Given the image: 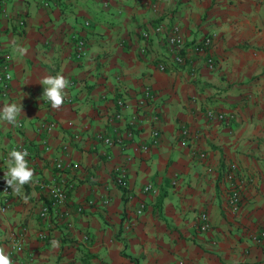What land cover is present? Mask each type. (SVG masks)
I'll return each instance as SVG.
<instances>
[{
	"label": "crops",
	"instance_id": "crops-1",
	"mask_svg": "<svg viewBox=\"0 0 264 264\" xmlns=\"http://www.w3.org/2000/svg\"><path fill=\"white\" fill-rule=\"evenodd\" d=\"M157 24L179 28L183 64ZM205 35L209 47L195 53ZM4 60L0 106L22 113L19 126L0 125V181L12 149L24 148L34 171L22 195L0 192V248L12 264H264V0H0ZM46 75L69 81L59 110L41 99ZM98 134L121 140L107 146ZM58 173L67 198L41 216L39 183Z\"/></svg>",
	"mask_w": 264,
	"mask_h": 264
},
{
	"label": "built area",
	"instance_id": "built-area-1",
	"mask_svg": "<svg viewBox=\"0 0 264 264\" xmlns=\"http://www.w3.org/2000/svg\"><path fill=\"white\" fill-rule=\"evenodd\" d=\"M53 0H41V3L43 6H47L49 2H51ZM20 24L22 23L21 21L19 22ZM164 29V26L162 24H157L156 26H154L153 30L156 32L162 31ZM165 30V34H166V42L168 44V46L170 47V49L172 50V60L174 63L176 64H183L184 60H185V53H183V38L179 32V28L177 27V25H171L169 28L164 29ZM143 35L145 36L146 34L143 33ZM211 35H205L203 36L200 41H197L193 44L192 50L195 53H199V52H203L205 49H207L211 43ZM85 48H86V44L84 42V40L82 39H77L74 43L73 46V52L75 57L80 58L82 56H84L85 54ZM205 63L207 65V67L209 69H211L213 67V61L210 57L205 58ZM9 67L10 64L8 62V60H4L3 63L0 66V86L2 89H5L7 86V83L10 79V73H9ZM159 70H163L164 69V64L159 63L157 65ZM144 96L145 97H149V92L147 91V89L144 92ZM142 102V100L140 101ZM117 104L120 107H124L125 105L123 104V102L119 99L117 100ZM120 114L117 113L115 115V117H119ZM205 117L207 120H222L225 118V116L220 113V112H214L212 110H207L205 112ZM183 135H187V130L186 129H182L181 130ZM154 138L153 141H155V136L157 135L156 130H154L152 132ZM127 135H130L129 132L127 133ZM97 138L100 139L105 145L109 146L112 145L114 143H119L121 138L118 136H114V137H110V136H105L102 134H98ZM145 147H143L144 149ZM19 151H26L24 148L20 147L18 148ZM54 167L56 168V170H61L62 166L59 162H56L54 164ZM117 178L116 181L117 183L122 186L123 182H124V171L120 168L117 169ZM42 191L46 194V197L48 199V202L46 204H43L41 206V209L39 211V214L41 216H45V214L47 213L48 209L50 207H57L60 206L61 204H63L65 202V199L67 198V192L70 189L71 185L67 184L65 182V180H63V177L61 176L60 173H58L57 177L55 178L54 181H52L51 183H47V184H43V183H39ZM142 190L144 192H148L152 190V187L150 186V184H145L142 187ZM0 192L3 193L4 196H7L8 192H9V188H7L6 183H4L3 181H0ZM238 202H239V193L238 190L235 188L231 189V192L229 194L228 197V203L230 206V209L232 211H234L237 206H238ZM92 200H88L87 204H91ZM141 212V206L136 209V213H140ZM197 227L200 231H204L207 230L209 227V223L206 219V215L205 213H200L198 218H197ZM38 236L40 238H45L46 234L44 231H41L38 233ZM259 239H264V229L261 230L259 232ZM13 249L17 252H20L22 250V247L20 244L18 243H14L13 244Z\"/></svg>",
	"mask_w": 264,
	"mask_h": 264
},
{
	"label": "clouds",
	"instance_id": "clouds-1",
	"mask_svg": "<svg viewBox=\"0 0 264 264\" xmlns=\"http://www.w3.org/2000/svg\"><path fill=\"white\" fill-rule=\"evenodd\" d=\"M12 52L20 57L27 55V48L23 47L16 39L9 42ZM37 83L43 87L41 99L47 100L52 109L59 110L64 103L65 89L69 86V81L62 75L43 76ZM22 105L20 103H6L0 106V125L19 126L18 118L21 117ZM27 151L12 149L7 153L6 171L4 172V181L7 188H11L17 196L22 195L24 185L33 182L34 171L29 167L26 157ZM53 249L59 247V241H51ZM0 264H12L11 259L0 248Z\"/></svg>",
	"mask_w": 264,
	"mask_h": 264
}]
</instances>
